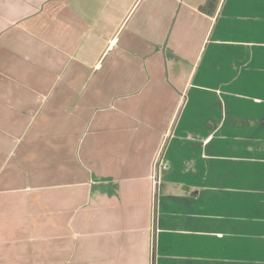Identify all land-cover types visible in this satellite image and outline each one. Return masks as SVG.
I'll return each instance as SVG.
<instances>
[{"label": "crops", "instance_id": "obj_1", "mask_svg": "<svg viewBox=\"0 0 264 264\" xmlns=\"http://www.w3.org/2000/svg\"><path fill=\"white\" fill-rule=\"evenodd\" d=\"M206 1L0 0V264H264V0ZM183 5L205 29L192 54L179 35L165 44ZM66 56L112 76L160 57L191 68L182 88L139 73L152 87L140 105L131 88L109 94L75 157L70 137L34 127L38 105L70 94L43 88L66 77ZM43 176L25 203L46 217L7 203L5 187Z\"/></svg>", "mask_w": 264, "mask_h": 264}, {"label": "rangeland", "instance_id": "obj_2", "mask_svg": "<svg viewBox=\"0 0 264 264\" xmlns=\"http://www.w3.org/2000/svg\"><path fill=\"white\" fill-rule=\"evenodd\" d=\"M204 1L205 0H186V2L191 4H199V2H201V5L204 3ZM198 8L199 7L194 10L189 6L186 7L183 5L177 22L175 23L176 16H173L171 25H169L168 22L171 16V12L167 10L165 13L166 20L168 22L165 44L172 43V39L179 35L181 38L179 46L181 54H184V52L191 53V48H193L197 42L198 47L201 46V43H204L203 40L205 29L203 26V22H201ZM184 20L187 21H185V24L180 30L178 28V23L180 21L184 22ZM195 30L198 31L197 39L195 38ZM170 49L171 48L169 45V48H166L168 56L170 55ZM71 50L72 49H69L68 52H70ZM73 52H75V55H77V53L79 56L81 55L80 51L76 52L73 50ZM161 52L163 54V49H161ZM59 53L60 52L58 50H53L54 56H60L61 54ZM71 54L72 51L70 55ZM183 59L185 58L183 57ZM65 60H69V58L66 56ZM163 60L164 57H160L158 62L154 65H145L142 63L133 66L126 64L115 65L114 68H112V71L120 74V76H112L111 73H107L110 69H108L109 67L108 65H106V63L102 64L100 68L97 67V69L95 70L92 65H86L84 67L83 65L78 63L77 59L71 58L65 65V68L67 69L66 77L63 75L56 76L58 71L55 70L53 78L54 80H47L48 84L43 86V88L48 86L50 82V86L52 83V87L55 89L54 95L57 94L56 90L58 89H69L70 94L63 98L55 95L53 98L58 105L53 109L50 107L38 105V111L34 118L35 129L43 135L60 136V138L66 136L70 137L71 139H69V141L72 142L70 147L73 150L75 149V157H77L80 142H83V139L85 141L86 138L88 139V137L94 135V126L96 125L97 121L100 120V116L104 114V108L102 107H106L109 105V94H113L119 91L121 92L120 94H123L122 92L124 90L131 88V95L133 97L127 101H130L132 105H140L142 103L143 96L140 95L139 90L144 87V81L138 79L139 76L137 75L141 72H145L146 68H150V70L152 71L150 73H153L155 75L160 73L159 79L155 77L157 80L150 81V84H155L158 88L164 86H172L178 88L177 85L182 88L191 65L189 63L184 64L183 67L182 64L176 65V68L173 69V72H171V70H168L167 61L165 62V60ZM76 71L80 72V76L75 77ZM128 75L138 80H135L133 81V83L131 82L128 86H126V83L129 82V79L126 80ZM150 84L144 87V91L152 89ZM59 98L60 102H57ZM119 100L114 101V104L117 107H120L122 104L126 103L124 98ZM118 115L119 113H116V116ZM28 116L32 118L30 113L28 114ZM37 164L38 169L36 170H39L40 173L41 171L45 170L44 153H39ZM39 180H43V182L37 183L33 178L31 182L21 180L13 185H8L7 187H5L7 191H5L4 195L7 199V203H13L12 198L17 196L20 200V203H22L21 212L25 217H46L47 211L44 205V208L36 212V209L33 206L34 204H31L30 207L27 203H25V198L29 197L30 200L31 197L36 196L37 193L34 189V187H36L35 184H44V176L40 177ZM14 188H17L16 191H10V189ZM41 194H44V192H41L39 195ZM30 234L31 233L29 231L23 233L26 238H29Z\"/></svg>", "mask_w": 264, "mask_h": 264}, {"label": "trees", "instance_id": "obj_3", "mask_svg": "<svg viewBox=\"0 0 264 264\" xmlns=\"http://www.w3.org/2000/svg\"><path fill=\"white\" fill-rule=\"evenodd\" d=\"M217 2H218V0H207L206 3L203 6H201V9L203 11H205L207 9L209 11L214 10L216 8Z\"/></svg>", "mask_w": 264, "mask_h": 264}]
</instances>
